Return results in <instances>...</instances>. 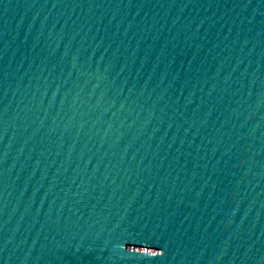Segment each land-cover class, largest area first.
Here are the masks:
<instances>
[{"label":"water","instance_id":"water-1","mask_svg":"<svg viewBox=\"0 0 264 264\" xmlns=\"http://www.w3.org/2000/svg\"><path fill=\"white\" fill-rule=\"evenodd\" d=\"M145 254L264 264V0H0V264Z\"/></svg>","mask_w":264,"mask_h":264},{"label":"snow or ice","instance_id":"snow-or-ice-1","mask_svg":"<svg viewBox=\"0 0 264 264\" xmlns=\"http://www.w3.org/2000/svg\"><path fill=\"white\" fill-rule=\"evenodd\" d=\"M135 246H139L138 244L135 245ZM140 260H142L144 262V264H155V261L152 260L149 256H147L146 254L145 255H141L139 257Z\"/></svg>","mask_w":264,"mask_h":264}]
</instances>
